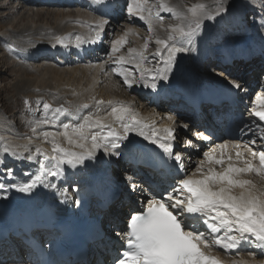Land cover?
<instances>
[{"label": "snow or ice", "instance_id": "snow-or-ice-1", "mask_svg": "<svg viewBox=\"0 0 264 264\" xmlns=\"http://www.w3.org/2000/svg\"><path fill=\"white\" fill-rule=\"evenodd\" d=\"M93 3L105 6V0H93ZM125 4L129 22L132 18L145 22L149 33L154 32V20L160 21L163 26V17L159 11L153 14L148 0H125ZM249 4L253 8L251 23L257 25L264 37V0H257L256 4L249 0ZM257 4L259 12L255 11ZM232 6V0H214L212 10L204 3L193 5L181 17V24L169 26L170 32L166 39L155 40L157 47L151 54V61L145 54L149 43L146 38L140 50L129 48L127 55L116 56L112 61L115 66L111 71L122 77L128 88L142 85L157 89L166 82L170 83L179 55L198 51L197 41L206 22H215L228 16ZM158 7L174 12L173 7L164 3ZM102 15L108 14L105 12ZM108 23L107 19L96 23V38L91 41L92 44L97 40L102 42ZM77 39L79 47L83 41L79 37ZM125 43L124 37L114 40L111 53H118ZM57 45H63V40L57 38L53 47ZM14 51L19 54L22 50ZM149 63H152L151 67L146 66ZM125 65H133L134 68ZM103 68L104 65H101L102 70ZM231 75L230 72L227 75L221 72L220 76L227 81V87L206 95L200 94L193 101L194 106L204 102L223 104L231 101L233 90L240 92L243 87L240 80L231 79ZM28 103L25 100V104ZM40 103L38 100L37 104ZM254 104L256 106L249 110L247 116L250 123H244L240 128L242 137L250 139L224 141L203 152L204 158L200 160L195 173L188 175L183 155L176 149L178 130L189 129V124L177 125L176 116L169 115L167 119L172 124L163 129H157L153 125L149 129L130 107L114 106L113 101L96 100L97 113L101 106L110 107L106 116L89 113L79 122H61L59 127H62V132L42 133L44 140L52 145L51 153H45L40 147L34 153L25 149L28 151L27 155L8 146L2 149L7 158L35 162L38 167L34 173H24L23 180L18 177L10 180L9 177H15L14 167H6L4 163H0V199H9L8 194L12 191L34 195L38 188L43 187L54 190L61 204L74 200L79 206L81 199L77 185L70 186L74 195L69 196L68 188L60 190L49 178L64 177L65 166L71 169L86 166L87 161L97 159V152L101 150L105 156L120 160L122 148L129 142L130 134L136 133L154 147L134 146L130 152L132 162L143 166L145 175L149 169H167L169 175L172 169H176V176L167 183V187H161L157 191L151 184L145 189L135 181V173L129 174L131 169L125 170L124 179L127 181L129 196L144 192H148V195L139 201L140 208L127 214L125 230L117 233L122 243L112 257L111 264H222L220 259L211 254L213 246L225 252L236 251L237 254L244 244L264 250V191L256 190L251 180L242 178L247 173L264 176V143L260 144L261 150H254L258 140L264 141V91L257 94ZM87 107L88 105H77L73 110L61 105L53 109L50 103L42 102L43 112H52L53 115H45L35 121V124L57 126L61 117L77 116L82 108ZM114 124L118 127H114ZM33 131H36L35 127ZM59 135L64 137L68 147L57 142ZM193 136L204 141L212 139L210 134L206 135L202 131L194 132ZM184 145L198 148L190 138L184 140ZM241 145L248 155L236 150L233 156L232 150L240 149ZM0 264H4V261L0 260ZM233 264L247 262L234 261Z\"/></svg>", "mask_w": 264, "mask_h": 264}, {"label": "bare ground", "instance_id": "bare-ground-1", "mask_svg": "<svg viewBox=\"0 0 264 264\" xmlns=\"http://www.w3.org/2000/svg\"><path fill=\"white\" fill-rule=\"evenodd\" d=\"M44 1L45 0H40V1L36 0L35 3H33L36 6L35 9L39 8L41 10V8H43L41 6H44L45 4ZM80 1L82 2V0ZM118 1H121V0H118ZM189 1L193 3L195 1L201 2V0H189ZM46 2L51 3V4H48V6H52L54 8L56 7L57 9H60L61 7H63L61 10H57V11L55 10L56 12L54 11L52 12V13H55L54 16L56 19L57 18L59 19V16H64L63 18L62 17L60 18V22L62 23L58 22V25L56 26L59 31H57L55 35H50V37L47 38L46 35H48V33L52 31L51 30L52 26L49 25L51 28V29L49 28V30L43 26V23L45 22H42L41 19L45 17L43 15L44 13H42L41 11L37 14L39 21H36L34 25L27 24V23L24 24L25 15L19 14L20 15L19 17L18 15H16L18 14V11L15 13V19L18 16L17 17L18 20L15 23L14 21H11L8 24V27H6L5 23L4 24L0 23V32H3V34L1 35L0 33V35L2 36V39L4 41H7L5 47L6 48H11V47L17 48V46L20 47V50H22L21 51L22 55L20 54V56L22 57L23 60H25V62L26 60H29V59L32 60V58L34 61L36 60V58H40L36 60L38 62V60H46L52 56L55 58V61L57 62L55 64L51 63L52 65L47 63L46 65L41 66L39 69L35 68L32 70V67L31 68H29L28 66L26 67L24 64L18 63L19 66H17L15 61H13L14 64L12 65V69H14L15 71L13 70L12 71L14 73L16 72L15 75L17 76V79H18L13 86V90L16 91V93H14L15 95H17L18 92L23 91L24 95L34 100V97L39 95L37 92L41 91L43 95L45 96L47 95L50 97L51 99L50 101L52 103L61 104L64 107L69 108V109L74 110L75 106L77 105H88L87 108H82L80 113L77 116L61 117V121L58 122L57 126H51V127H43V126L37 127L36 126L37 127L36 131H33L31 133L33 138L29 136L28 139L29 138L34 139L36 140L35 143L41 144L37 147H40L45 153H51L52 145L50 142H47L44 140L43 135H42L44 131L62 132L63 131L62 127H59V124L61 122H69V121L79 122L83 120L84 116L89 115V113H93L95 115L104 117L106 116L107 112H110V107L101 106V110L97 113L96 105H95L96 100L113 101L114 106L130 107L131 110L134 113H136L138 117L144 122V124L149 126V129L153 125L157 129H163L164 127L172 124V122L167 119L169 115L176 116L177 118L176 123L178 124L180 117L176 114L177 113L183 114L186 112L185 111L186 109H182L181 111L179 109L178 110L171 109L170 107L171 104L178 105L176 101L175 102L171 101L170 103L163 101V103L160 102L161 105L159 108L158 107L154 108L153 106L149 108L148 107L149 105L147 106L145 101L143 100L146 95L150 96L151 100L154 101V104H157L158 100L156 99H159L158 97L162 96L163 89L165 87L166 88L169 87L171 83H175L176 80H177L176 83L190 82L193 84V82L196 83L197 79L203 80L205 79V76H207L210 78L212 77L216 78L214 81H226L224 77L220 76L221 72H225L226 75L227 73L230 72L232 74L230 77L231 79H235L234 77H237L236 79H239L243 86L242 90L246 89L247 87L246 82L251 81L249 78H246L244 75V73L250 69V68L245 69L249 65V63L234 60L235 61V62L233 61L234 66L230 67V66H226L223 64V61H225L224 58H223V61L222 60L217 61V57L219 56L214 55L212 52L209 53L207 50L208 45L206 43V40L210 39V41L212 40L215 41V38H210L209 34L206 31H205L206 33L202 31L206 35H204L201 32L200 38L197 41L198 51L192 52V53H183L185 55V60L182 58L181 54L179 55L177 67L174 73L172 74V76L170 77V83L166 82L163 84V86H159L157 89L145 88L142 85H134L132 88L135 89V91H133L132 88H128L126 85H124L122 80L118 79L115 73L111 72L110 69H111L112 61L114 59L110 58V56H108V58L110 59H107L106 58L107 56L106 57L103 56L104 51L106 50L104 46L105 43L99 45L98 40L95 44L91 43L94 37H96V33L94 31V27L92 26V24L96 25L97 22L103 19L99 18L96 15H93L89 9H86V8L80 9V7L76 4H75V7H77L76 10L72 9V11H69V10L64 9V7L71 5V3L75 2V0H46ZM111 2L113 1L112 0L109 1V3ZM124 2L125 0L121 1V3H124ZM166 2L169 7L174 8V12H179L176 18H168V19H172L170 24L174 25V24L179 23V20H180L179 14L181 12L178 11V9L181 8L183 10V7L179 4L178 0H166ZM202 2L209 6V3H211L212 1L202 0ZM252 3L256 4L257 0L252 1ZM19 4H24V3L19 2ZM19 4L17 1V7ZM39 5L41 6L39 7ZM98 6L101 7L100 5ZM249 6L251 7V10H253L250 4ZM104 7H108V2L105 3ZM116 7H117V4H116ZM256 8H258V4ZM116 9L118 10V8ZM163 10L164 9L161 8V12ZM145 14H147V12ZM166 14H169V12L164 10L163 17L167 18L168 16H166ZM121 18L124 21L123 26L122 25L119 26L120 23L115 24L113 21H109V23L106 26V28L108 27V29L106 28L105 29L107 31L110 28V30L108 33H105V34H109L110 31H112L110 33V38L116 37V40L121 37H124L126 39V43L121 47L120 51L117 54L127 55L124 52H122L124 51L123 49L125 48L129 49L131 46L135 45L137 41L140 40L138 38L140 35V32L137 29V27H135L136 24L138 25V22H136L134 19L131 20V22H129V18L126 15H122ZM243 18H244L243 6L241 5L240 7H237V8L232 7V9L230 10V14L222 18V21L220 24L221 25L229 24V29L231 31L230 32L231 34L233 33L238 34L239 32H241V34L243 33L251 34L250 36L254 40H256L255 38H257L259 41H261L262 44H264L263 43L264 37L261 36L257 25L255 29L251 31V29L247 28L248 26L246 25V23L244 24V21L246 22L247 20V16H245V20H243ZM70 21L73 23L71 24ZM20 23H23V26L19 29H14V27L19 25ZM154 23H157V21L154 20L153 24ZM132 24L134 25L132 26ZM47 25L45 24V26ZM83 25H84V28L81 31H78L77 29H80V26L83 27ZM153 28H154V32L150 34L151 35L156 34L155 38H160V39L162 37L167 38V36L169 35L170 29H166V28L158 29L154 25H153ZM15 32H17V34L14 35ZM125 33H127L126 36H125ZM84 34L88 37L89 40L88 39L82 40V35ZM62 35H66V36L63 37ZM33 36L34 37L37 36V38L42 41H38L36 44L31 43L29 39H31V37ZM117 36H120V37L117 38ZM250 36H247V37H250ZM19 37L20 39L22 38L23 40L20 41ZM28 37L29 39H27ZM78 37L80 41H83V43L79 47H77ZM251 37H250V42H252ZM57 38H60L63 40V45H57L53 47V45L56 44ZM43 39H46L47 42L43 41ZM86 40H88V42H85ZM103 41L104 40H102V42ZM251 44L252 43H250V45ZM262 46H260L261 49H262ZM156 47H153L152 49L147 47V49L145 50V51H148L145 54L149 56L150 61H151V54L155 52ZM59 49L61 50L59 51V54H57L58 52L57 50ZM136 49L138 50L139 47H137ZM227 49L229 51L226 53V55L228 53H232L233 48L229 49L227 47ZM91 50H93V53H91ZM251 50H254V49L251 48ZM10 57H12V55ZM1 59L2 57L0 56V66L7 65L6 63H4L6 60L3 62ZM33 60H32V63L30 64H34ZM253 62H256V60H253ZM62 65H64L65 67H63ZM101 65H104L103 70L101 69ZM216 65L218 66L217 68H215ZM217 71L219 72V74H217ZM108 72H111L109 74L111 78L109 77V75L108 76L106 75ZM252 75L254 76V79H255V76L257 74L256 72L253 71ZM113 86L116 87L115 89L116 91L112 89ZM105 88H111L110 92L107 93ZM121 88L123 91H119L121 90ZM181 88H184L183 84H181ZM146 90H148L149 94L145 93ZM234 93L236 94L235 97H238V98L241 97V95L240 94L238 95L237 92L234 91ZM258 93L259 92H256L255 95ZM61 97L64 100L67 98L66 101H72V103L71 104L60 103ZM117 98L121 100L118 101ZM39 99H43V98H39ZM123 99H127V100H123ZM46 102L50 103L52 107H55V105L52 104L51 102L49 101H46ZM202 114L208 115V112L203 111ZM184 117L185 116H182V118ZM2 122L3 120L0 121L1 125L3 124ZM242 122H241L242 126L244 123H250L247 120V117H244ZM22 126H25V125H22ZM113 126L118 127V125H115V124ZM7 128L8 130L4 128H0V145L1 146L7 145L6 143H9L12 141V138H13L12 134L16 133L19 135V132H20V131L19 132L16 131L15 129L13 130L12 125L11 126L7 125ZM23 129H25V127H23ZM218 132L220 131L218 130ZM234 134L236 135L237 133L236 132L232 133V135ZM238 134H241V133L239 132ZM17 138H20V137H17ZM226 139H227L226 137L222 136L223 142L227 141ZM247 139H250V137H248ZM237 140H240V138ZM31 141L33 142V140ZM231 141H235V139ZM25 142H28V140ZM57 142L61 146L68 147L62 135L57 136ZM144 143H147V141H144L142 137L136 135V133H132L130 134L129 142H126L125 146L122 148L123 155L120 158V160H116L115 158H109L105 156L101 150L97 152V159L87 161L86 166H79L77 169H71L65 166L66 173L64 177L55 178V179L50 177L49 179H52V182L56 183L60 190H63L64 188H68L69 189L68 195L73 196L74 194L72 193L70 186L77 185L80 188L84 184V182L87 181V178H85V172L88 173V172L94 171V172H98V178L92 179V181L95 182L94 184H100L104 189L105 188L113 189L116 186L115 182L113 181L114 177H116L122 171L125 172V170H129V169L133 170L132 166L127 161L128 155H126L127 154L126 150L127 149L132 150L134 146L138 147V145H141ZM1 146H0V159H3V162L0 160V163H4L6 167H14L15 169V177H9L8 179L11 180V179L18 177L21 180H23L25 179L23 172L26 173L30 171V169L35 170L38 167V164H36L35 162H27L26 160L22 161L23 166L19 167V165H21L20 163H18L20 159L19 158H7L5 154H3V151H2V149L5 146L4 147H1ZM17 146H21V145L12 144L11 146H8V147H10V149L18 151L21 149V147H17ZM229 147H231V143ZM234 150L236 151L238 149L232 150L233 156L235 155ZM254 150H261L260 145H257ZM34 152L35 150L32 153ZM218 153H219V150L217 154ZM246 155H248L247 151H246ZM100 157L101 158L104 157V158L101 159ZM192 160L197 162L196 163L197 165L200 162L198 158H195ZM256 163L258 164V161H256ZM114 166L116 169L113 168ZM187 166H189V164ZM108 167H110V170H107V171L110 174L106 172V168ZM190 169L192 170L193 168H190ZM195 170L196 169H194L193 171ZM217 170H219V166H217ZM134 173L139 178H141L142 175L145 174V170L143 168L136 167L134 169ZM190 174L193 175L194 172L193 173L191 172ZM196 174H199V173H196ZM248 174L254 177H257V178L249 179V178H246V176L245 178L244 177L243 178L251 180L253 184L256 186V190L264 191V182H263L264 176H260L255 173H248ZM149 175H151V173L149 174L147 172L146 176H149ZM150 178H155V177H150ZM126 185L127 183L125 184V186H123L121 199L116 203V205L111 206L108 211H103V212L99 211L100 204H99V201L96 199L90 200V198H84V200H81V204L79 206L75 204L74 200H70L67 203L61 204L54 190L45 189L43 187L38 188V190H36L34 195L33 194H21L15 191L10 192L8 195L11 194L13 196V195L18 194L21 196V200L23 201H25L24 197L27 195L28 200L25 201L24 209L29 208L32 212H35V213H38L39 207L42 206L44 201L47 200L46 198H48L51 201H53L54 203L53 208L56 210L63 211L64 216L68 220H73L75 218L79 219L81 217V218H84L87 223H91L92 219L90 217V214H92L93 217L94 216L97 217L98 213H101V215L103 214L105 218H106V215L109 214L111 221L110 220L108 221L109 227L108 226L106 227L107 229L106 232L108 236L111 237L113 235V231L111 230L112 226L110 225L113 224L114 222L117 225L119 224L116 218L118 216H119V219L124 217L122 215H124L126 211L125 204L128 201V199H132V197H130L128 194ZM236 191L239 192V189H236ZM94 193L95 195L100 196L98 189L95 190ZM127 205H130L132 206V208H135L133 204L128 203ZM131 211L132 210H130V212ZM8 247H12V251L16 253V256H17V253L21 251L20 244L16 240L12 239V245L7 246V244L5 245L1 244L0 250H1V253L4 259L9 258V261L7 262L4 261V264L19 263L18 261H14L12 257H10L11 253L8 252L7 250ZM93 249L96 251L100 250L101 249L100 243H97L95 245V248ZM213 249H214L213 253L215 252L218 254L217 257L222 259V262H224L223 264H233L234 261H244V262H247V264H264V250L256 249L254 246H251L248 244H244L239 250L238 254L236 251L225 252L223 249H219V248L217 249V247L215 246H213ZM250 252L253 254L250 255L249 254Z\"/></svg>", "mask_w": 264, "mask_h": 264}, {"label": "rangeland", "instance_id": "rangeland-1", "mask_svg": "<svg viewBox=\"0 0 264 264\" xmlns=\"http://www.w3.org/2000/svg\"><path fill=\"white\" fill-rule=\"evenodd\" d=\"M17 1H18V4H19V2L24 3V4H19L20 7H19V5L17 7ZM25 1H23V0H0V23H2V24L5 23L6 27H8V24L11 21H14V23H15L18 20L17 17L18 16L20 17V15H23L24 14L25 15L24 24L27 23V24L34 25L36 23V21H39L38 20V17H37V14L41 11L42 13H44L43 15L45 17V18H42L41 19L42 22H45V23H43V26L46 29H48V30H49L50 26H52L51 27L52 29L50 28L52 31L50 33H48V35H46L47 38L50 37V35H55V33H57V31H59L56 26L58 25V22L59 23H62V22H60V18L61 17L63 18L64 16H59V19L58 18L56 19L55 16H54L55 13H52V12L53 11L56 12L57 10H61L63 7L60 6L61 8L58 7L60 9H57L56 7L54 8L52 6H48V4H51V3L50 2L47 3L46 0H45L44 1V3H45L44 6L39 5V7L40 6L43 7L40 10L39 8L38 9H35L36 6L33 3H35L36 0H25ZM178 1H179V4L183 7V10L181 8L178 9V11L181 12L179 14L180 15V20H179V23L174 24V25H178V24H181L182 23L181 17L186 13V10L188 8H190L194 4L203 3L202 0H201V2L195 1L194 3L191 2V1H189V0H178ZM210 1H212V2L209 3V10H212V7L214 6V0H210ZM252 1H254V0H252ZM161 3H165L166 5H168L167 2H166V0H148V4L150 6H152V11H154L153 14H155V11L157 12V10H159L160 11L159 12L160 15L163 17V15L161 13L164 10L161 12V8L158 7V5H160ZM232 5H233L232 7H234V8L240 7L241 5L243 6V9H244V18H243V20H245V16H247V20H246V22L244 21V24L246 23V25L248 26L247 28H249V29H251V31H253V29H255L256 25L253 24V23H251V17H252L253 10H251V7L249 6V0H232ZM64 9L69 10V11H72V9L73 10H76L77 7H75V3L73 4V2H72L71 5L64 7ZM80 9H82V8H80ZM121 10L123 11L122 8L120 9V11ZM259 10L260 9H259V6H258V8H256L255 11L256 12H259ZM17 11H18V14H16V15H18V16L15 19V13ZM11 12H12V14H11ZM178 13L179 12H171L170 14H168V17L167 18L163 17V21H162L163 26H161V22L160 21H157V23H154L153 25L156 26L158 29L159 28L160 29H165V28L166 29H169V26L170 25H173V24H170L172 19H168V18H176L178 16ZM45 15H47V16H45ZM124 15H125V13H124ZM52 16H53V18H52ZM57 20H59V21H57ZM122 21H123V19H122ZM122 21L120 20L118 22V23H120L119 26L120 25L123 26L124 21L123 22ZM221 21L222 20L219 19V20H217L215 22H206V26H205V28L203 30L204 32L206 31L209 34L210 38H215V41L214 40L210 41V39L206 40V43L208 45V49H207L208 52L209 53L212 52L214 55H220V54L225 53L226 51H229L227 49V47L229 48V46L231 44H233V46H232L233 49H238V46H237L238 44L235 43V37H239V39H242V38H247V36H249V34H247V33L241 34V32H239L238 34L237 33L231 34L230 33L231 31L229 29V24H224V25L222 24L221 25L220 24ZM72 23L73 22H71V24ZM20 24L17 25L16 27H14V29L21 28L23 26V23H20ZM45 24L46 25L48 24V25L45 26ZM139 24L140 23H138V25L136 24L135 27H137V29L140 32V35L138 37L140 40L137 41V43L135 44L136 46L133 45L130 48L136 49L137 47H139L138 50H140V48H142V46L144 45L146 38L149 41L148 48H151L152 49L153 47H156L157 45H156V43H154L155 40L157 39V38H155L156 34L155 35L154 34L151 35L149 33L146 23H145V25H143V24H140L139 25ZM133 25L134 24H132V26ZM83 28H84V25H83V27L80 26V29H77V30L78 31H81ZM107 29H108V27H107ZM109 30H110V28H109ZM109 30H107L103 34V35H107V37L104 39L106 41V43L104 45L105 48H106V50L104 51V55L103 56H105V57L107 56L106 57L107 59H110V58L115 59V57L116 56H119L120 54H117V53L112 54L111 51H110L111 50V47H112V42L114 40H116V37L115 38H110V33L112 31H110L109 34H105V33H108ZM204 32H202V33L204 35H206L205 34L206 32L205 33ZM0 33H1V35L3 34V32H0ZM15 34H17V32H15L14 35ZM42 34H43V32H42ZM1 35H0V56L2 57L1 60L3 62L5 60L7 61V62L6 61L4 62L7 65L0 66V121L3 120V122H2L3 124L1 125V123H0V128H4V129L8 130L7 125H9V126L12 125V129L13 130L15 129L16 131H18V132L20 131V132H19V135L16 134V133L15 134H12V137H13L12 138V141L9 142V143H6L7 145H3V146L0 145V146L1 147H4V146H11L12 144L13 145L14 144H18V145H21V149L18 150V151L19 152H24L25 155H27L28 154V151H26L25 149H28L31 152H33L34 150H36L37 146L41 145V144L35 143L36 140H34V139H30V138L28 139L29 136L32 137V134L31 133L33 132V128L34 127L37 128L39 126L51 127V125H36L35 124V121L40 120L41 117H43L45 115H49L48 117H51L53 115L52 112H48V113L42 112L43 111L42 110V102H44V101L45 102L46 101L51 102L50 101L51 99H50L49 96L43 95L41 91H38L37 92L39 95L38 96H35L34 97V100L32 98L27 97L26 95H24L23 91L22 92H18V94L15 95L14 93H16V91L13 90V86H14L15 82L18 79H17V76L15 75L16 72L15 73L13 72L15 70L12 69V65L14 64L13 61H15V63L17 64V66H19L18 63L24 64L26 67L27 66L29 68L32 67V70L35 69V68L36 69L37 68L39 69L41 66L46 65L47 63L48 64H51V63L52 64L53 63L55 64L57 62L55 61V58L53 56L50 57L49 59H46V60H38V62L36 60L37 59H40V58H36L35 61L32 58V60L34 61V64H30V63H32V60H30V59L29 60H26V62H25V60H23L22 57L20 56L21 51H19V54H17V51H14V49L15 50H20V47H18V46H17V48L16 47L15 48L14 47H11L12 49L11 48H6L5 45H6L7 41H4L2 39V36ZM62 36L64 37L66 35H62ZM118 37H120V36H117V38ZM240 37H242V38H240ZM165 38L166 37H162L161 39H165ZM19 39H20V37H19ZM27 39H29V37ZM22 40L23 39L21 38L20 41H22ZM29 41L31 43L36 44L38 41H42V40L38 39L37 36H35V37L33 36V37H31V39H29ZM43 41H46L47 42L46 39H43ZM126 46H128V45H126ZM123 48H125V47H123ZM123 50L124 51H122V52H124L125 54L128 53V49L125 48ZM146 52H148V51H145V53ZM11 55H12V57H10ZM108 56H110V58H108ZM181 56L185 60V55L183 53H181ZM9 61H11V62H9ZM62 66L65 67L64 65H62ZM114 66L115 65L112 64L111 65V69ZM146 66L151 67L152 66V63H149V65H146ZM125 67L134 68L133 65H125ZM217 67L218 66L216 65L215 68H217ZM111 72H108L106 75L108 76ZM136 74L138 75V73H136ZM217 74H219L218 71H217ZM261 74H262V72H260V73L258 72V75L257 76H259V78H260L261 77L260 76ZM244 75L245 76H248V75H246V73H244ZM249 75H252V73L249 74ZM257 76L255 78H256V80H259V78ZM109 77L111 78L110 75H109ZM250 77H252V76H250ZM117 78L121 80L122 77H120V76L117 75ZM234 78L236 79V77H234ZM105 89H106V92L107 93H109L110 90H111V88H105ZM112 89L114 91H116L115 90L116 89L115 86H113ZM119 91H123L122 88ZM130 94H131V92H130ZM132 95H133V93H132ZM39 98H43V99H39ZM131 98H133V97H131ZM66 99L64 100L61 97V102L60 103H62V104H71L72 103V101H66ZM117 99H118V101L121 100L119 98H117ZM25 100H27L29 102L27 105L25 104ZM38 100L41 101L40 104H37V101ZM123 100H127V99H123ZM143 100L145 101V103H146L147 106L149 105L148 106L149 108L153 106V105H151L150 100L149 99H146V97H144ZM31 102H32V104H31ZM52 104H54V103H52ZM54 105H55V107H53V109L56 108V107H58V106H60L61 104L55 103ZM1 118H2V120H1ZM22 125H25V126H22ZM23 127H25V129H23ZM17 137H20V138H17ZM27 140H28V142H25ZM31 140H33V142ZM25 143H27V144H25ZM0 160L3 162V159H0ZM18 163L21 164V165H19V167L23 166V162L21 160H19ZM114 169H115V166H114ZM34 171L35 170H31L30 169V171H28V172H33L34 173ZM23 173H25V172H23Z\"/></svg>", "mask_w": 264, "mask_h": 264}]
</instances>
